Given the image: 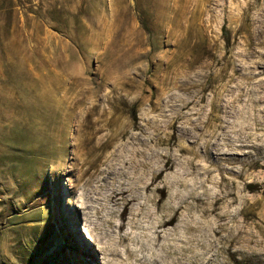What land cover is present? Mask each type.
Wrapping results in <instances>:
<instances>
[{"label":"rangeland","instance_id":"374dc122","mask_svg":"<svg viewBox=\"0 0 264 264\" xmlns=\"http://www.w3.org/2000/svg\"><path fill=\"white\" fill-rule=\"evenodd\" d=\"M117 184L132 264H264V0H0V264H106Z\"/></svg>","mask_w":264,"mask_h":264},{"label":"bare ground","instance_id":"6f19581e","mask_svg":"<svg viewBox=\"0 0 264 264\" xmlns=\"http://www.w3.org/2000/svg\"><path fill=\"white\" fill-rule=\"evenodd\" d=\"M130 166L135 167L134 164H130ZM141 166L148 168L144 162H141ZM123 168H126V166L123 165ZM127 172L128 171L124 169V171L120 172V174L126 175ZM105 181L106 180H104V182ZM108 188H106L108 190L106 193L109 201L106 200L104 203L101 202V200H104L105 193L101 194V192L106 189H104V187L100 188L99 185L94 186L92 191H88L91 193V196L80 197L79 208L84 214L83 229L86 230L88 234L87 239L89 243L81 242L78 236L77 243L80 247H85V249L90 252L93 245H97L98 248L96 249V252L94 250L93 253L97 254V250L102 253L104 255L103 260H105V263L107 262L106 264H132V254H130L132 250L131 245H124V240H122V237L119 236V232L125 227V224L122 222L124 220L123 215L121 214L118 219L112 217L111 204L120 202L124 207L135 203L137 204L139 202V196L133 194L131 186H122L117 184ZM158 190L159 188H157V191ZM135 228L136 227H133V232ZM110 256L113 258H109ZM116 257H120L121 259L117 260ZM154 262H156V264L160 262L158 257L154 258Z\"/></svg>","mask_w":264,"mask_h":264},{"label":"trees","instance_id":"16d2710c","mask_svg":"<svg viewBox=\"0 0 264 264\" xmlns=\"http://www.w3.org/2000/svg\"><path fill=\"white\" fill-rule=\"evenodd\" d=\"M20 135L22 133H19ZM14 133L12 131L11 133V139H13L14 137ZM15 220V219H13ZM18 224H15V226ZM37 229H33V239L27 244V247H25L23 250L21 249V254L23 256V264H35V262L33 260H38L39 256H41V254L43 253V249L41 247V245L39 244L41 242H39V231ZM39 245V246H38ZM33 252V253H32ZM42 264V263H41ZM45 264V263H43Z\"/></svg>","mask_w":264,"mask_h":264}]
</instances>
